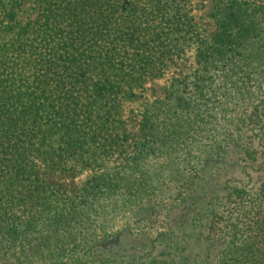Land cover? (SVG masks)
Instances as JSON below:
<instances>
[{
	"label": "trees",
	"instance_id": "1",
	"mask_svg": "<svg viewBox=\"0 0 264 264\" xmlns=\"http://www.w3.org/2000/svg\"><path fill=\"white\" fill-rule=\"evenodd\" d=\"M8 1L0 0V264H62L85 251L93 264H264V167L258 187L232 184L224 167L239 145L231 126L220 129L234 124L231 91L264 72V0H212L209 38L193 0H38L27 20L23 0ZM192 44L193 73L148 104L131 138L122 102ZM150 157L165 163L150 166ZM68 163L96 171L75 195L48 181ZM172 186L177 198L166 206ZM129 208L136 224L162 215L165 228L121 245L130 230L108 231Z\"/></svg>",
	"mask_w": 264,
	"mask_h": 264
},
{
	"label": "rangeland",
	"instance_id": "2",
	"mask_svg": "<svg viewBox=\"0 0 264 264\" xmlns=\"http://www.w3.org/2000/svg\"><path fill=\"white\" fill-rule=\"evenodd\" d=\"M193 11L195 24L198 32L204 38H209L214 31L212 13V0H193ZM7 7L10 6L8 0H4ZM38 0H23L22 11L20 12L23 20H27L28 16H33L36 12ZM1 9V6H0ZM6 19L0 15V23L5 22ZM195 52L196 46L185 47L184 55L175 64L172 63L165 69L160 77L148 80L143 89L138 91L137 97L134 99L122 102V119L126 122L128 133L132 138L138 132L142 113L148 104L161 100L169 92L172 83L177 79L185 76H190L195 69ZM252 79L248 84L240 87H235L231 93L237 96L235 109L229 110L226 113L234 117V124L220 125L221 132L226 130L233 131L234 141L238 142L235 148V153L228 158L225 169L228 170L226 178L230 177L232 184L245 185L252 189L259 185L261 175L264 167V72H254ZM235 115V116H234ZM225 122V121H222ZM227 125V126H226ZM219 132V127H215L214 131L202 135V142L207 143L210 136H214ZM222 134H220V137ZM210 137V138H208ZM208 138V139H207ZM130 142L125 141L124 145L119 147L115 155L104 160L108 167L114 165L115 161L122 158L125 151L131 149ZM250 145L251 150H255L260 155L258 159L249 160L243 157V150L241 145ZM149 164L153 167H160L165 163V159L161 157H150ZM236 164L234 166V162ZM233 165V167H229ZM94 169L101 170L100 167ZM96 171L87 167H71L70 163L65 164L62 169L56 172H51L48 176V181L56 186L61 187L62 190L70 194L75 191L80 192L85 181ZM163 185V184H162ZM75 195V194H73ZM166 197V206L173 205L177 198V190L172 186L164 195ZM177 201V200H176ZM135 210L133 208L125 209L114 214V225L108 231L109 234L115 235L120 231H129V237L122 236L121 245L125 242H131L132 235L137 236L146 232L150 235H155L159 230L165 227L164 216H160L154 223L143 222L140 225L133 220ZM131 233V234H130ZM62 264H93L87 251L80 252L76 255H71L60 260ZM31 264H39L33 262Z\"/></svg>",
	"mask_w": 264,
	"mask_h": 264
}]
</instances>
